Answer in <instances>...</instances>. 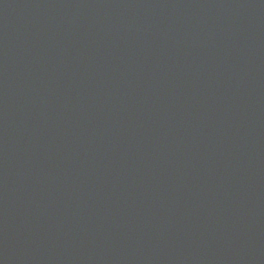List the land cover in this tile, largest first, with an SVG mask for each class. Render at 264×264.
Returning <instances> with one entry per match:
<instances>
[{
    "label": "water",
    "instance_id": "obj_1",
    "mask_svg": "<svg viewBox=\"0 0 264 264\" xmlns=\"http://www.w3.org/2000/svg\"><path fill=\"white\" fill-rule=\"evenodd\" d=\"M0 264H264V0H0Z\"/></svg>",
    "mask_w": 264,
    "mask_h": 264
}]
</instances>
